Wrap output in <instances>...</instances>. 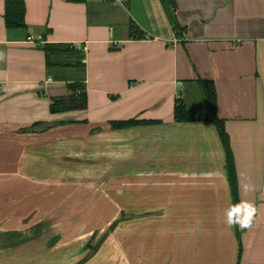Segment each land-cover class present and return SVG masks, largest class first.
Returning <instances> with one entry per match:
<instances>
[{"label":"crops","instance_id":"obj_1","mask_svg":"<svg viewBox=\"0 0 264 264\" xmlns=\"http://www.w3.org/2000/svg\"><path fill=\"white\" fill-rule=\"evenodd\" d=\"M175 2L180 39L161 0H25L20 30L7 29L0 0V264L3 234L45 211L52 184L82 172L108 189L126 186L122 210L136 221L126 246L137 257L147 251L148 264H238V232L241 264H264V0ZM132 23L145 39L132 38ZM39 37L40 48L28 43ZM47 44L86 48L84 77L65 70L75 74L69 82L84 80L86 110L51 114V99L70 93L49 74ZM199 80L216 87L238 173L236 209L216 126L174 119L179 97L206 114ZM130 119L161 124L111 129ZM108 203L89 206L114 213Z\"/></svg>","mask_w":264,"mask_h":264},{"label":"rangeland","instance_id":"obj_2","mask_svg":"<svg viewBox=\"0 0 264 264\" xmlns=\"http://www.w3.org/2000/svg\"><path fill=\"white\" fill-rule=\"evenodd\" d=\"M70 79L67 72L66 80ZM189 108L194 117L205 115L197 104L191 103ZM90 176V173L82 172L76 177H70L72 179L64 181L62 185L52 184L50 195L45 199V211L40 213L34 210L28 220H19L13 224L11 229L15 231L3 234L5 243L7 238H15L32 229L37 230L36 237L23 244L13 247L3 245V264H7L6 259L16 260L18 264L149 263L145 262L147 251L140 252L142 259L139 251L138 257L134 256L126 246V236L135 234V231H126V228L130 225L135 228L136 225V221L126 220V210H122L125 207L123 197L126 199V186H110L108 189L96 180H91ZM86 179L88 180L85 181ZM98 197L100 201L102 199L109 202L103 204L105 208L115 205L114 213L100 205L89 206L90 201L93 202L95 198L98 201ZM38 199L41 202L42 197ZM95 208L100 211L99 218H95ZM42 215L46 218H41ZM104 215L115 217L103 218Z\"/></svg>","mask_w":264,"mask_h":264},{"label":"trees","instance_id":"obj_3","mask_svg":"<svg viewBox=\"0 0 264 264\" xmlns=\"http://www.w3.org/2000/svg\"><path fill=\"white\" fill-rule=\"evenodd\" d=\"M69 3L84 4L88 0H67ZM166 9L170 21L174 27L176 37L182 38L185 31L178 24L176 11L177 5L175 0H161ZM5 21L8 30H20L26 28V4L25 0H6ZM131 36L134 39H145V34L137 25H130ZM40 48V47H39ZM46 56L47 68L50 76L56 81L68 82L67 88L69 95L51 99L50 112L52 115L64 114L72 111L86 110L88 107V96L84 80L69 82L66 80V69H75V73H85V52L81 46L76 45H45L42 48ZM62 71H65L63 74ZM71 76V79H74ZM197 85L202 94V101L206 109V114L202 117H194L186 102L179 97L174 109V119L176 123H196L206 122L216 126L222 147L226 157L227 180L230 186L234 208L239 204V183L238 173L234 153L231 146L230 136L226 131V122L218 115V95L215 84L211 81L199 80ZM161 124L160 121H141L130 119L126 121H114L110 123L113 131L127 130L136 127L151 126ZM44 127L42 124H36L32 129ZM53 126L45 127V130L52 129ZM235 215V214H234ZM239 241V258L238 264H241L243 247L241 233L237 234Z\"/></svg>","mask_w":264,"mask_h":264},{"label":"water","instance_id":"obj_4","mask_svg":"<svg viewBox=\"0 0 264 264\" xmlns=\"http://www.w3.org/2000/svg\"><path fill=\"white\" fill-rule=\"evenodd\" d=\"M36 231H37L36 229H32L28 232H24L15 238L8 239L4 243V245L9 246V247H13L16 245L23 244V243H25L31 239H34L36 237Z\"/></svg>","mask_w":264,"mask_h":264},{"label":"built area","instance_id":"obj_5","mask_svg":"<svg viewBox=\"0 0 264 264\" xmlns=\"http://www.w3.org/2000/svg\"><path fill=\"white\" fill-rule=\"evenodd\" d=\"M108 3H119L123 4L126 2V0H105ZM28 43H30L33 47L39 48L43 43V38L39 37L38 41H33L31 38H28ZM86 51V48H84V52Z\"/></svg>","mask_w":264,"mask_h":264}]
</instances>
